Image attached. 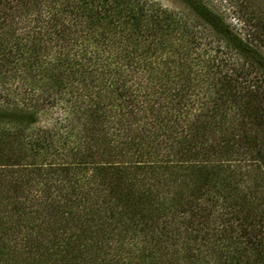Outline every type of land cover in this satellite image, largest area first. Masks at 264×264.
<instances>
[{
  "label": "trees",
  "instance_id": "trees-1",
  "mask_svg": "<svg viewBox=\"0 0 264 264\" xmlns=\"http://www.w3.org/2000/svg\"><path fill=\"white\" fill-rule=\"evenodd\" d=\"M183 1L5 0L0 264H264V2Z\"/></svg>",
  "mask_w": 264,
  "mask_h": 264
},
{
  "label": "rangeland",
  "instance_id": "rangeland-1",
  "mask_svg": "<svg viewBox=\"0 0 264 264\" xmlns=\"http://www.w3.org/2000/svg\"><path fill=\"white\" fill-rule=\"evenodd\" d=\"M154 1L158 2L163 7L177 14L185 16L187 19H189L193 24V26L201 31L202 33L201 37L203 38V41L205 43H208L213 39V43L211 45H207L206 47L207 50H210L207 53V55L213 51L211 49H214V47L217 44H219L217 38L215 37V35H213L212 32H210V30H208L206 24L192 11V9L183 0H154ZM203 1L208 6H210L214 11L219 13L227 22L231 24V26L235 30H237L242 35L243 33L246 32L245 24L247 18H249L248 13L251 11V9H248V11L245 10L244 8L245 4L246 3L250 4L249 2L252 1H256L257 3L264 2L263 0H203ZM4 4H5V0H0V26L4 21V19H6V17L2 13L3 8L6 6ZM1 36H2V28L0 27V38ZM220 44L223 45V49H225V51H228L225 48L227 47L226 43L220 42ZM0 54H1V46H0ZM228 55H230V53H228ZM165 67H167V65ZM161 70L167 71L166 69L163 68ZM0 76H1V68H0ZM17 82L18 81H16L15 83L14 82L7 83L4 81H0V109L4 110L8 108V106L13 105V103L17 102V100L14 99V95H13L14 90L18 92L19 89L18 87L19 82L18 83ZM76 88L77 86H72L70 89L76 92L77 91L75 90ZM68 91L69 88L67 87L64 95L68 96ZM8 95H10L11 97ZM2 115L0 114V116ZM64 115H65V111L62 108L56 105H51L50 107L47 108V110H43L40 113L39 122L36 125V128L52 126L54 124L59 125V123L56 122V119H58L59 117H63Z\"/></svg>",
  "mask_w": 264,
  "mask_h": 264
}]
</instances>
